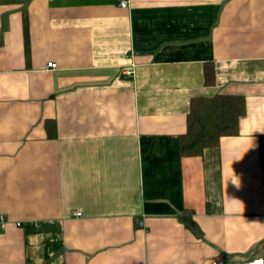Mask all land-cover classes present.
<instances>
[{
  "label": "crops",
  "instance_id": "obj_1",
  "mask_svg": "<svg viewBox=\"0 0 264 264\" xmlns=\"http://www.w3.org/2000/svg\"><path fill=\"white\" fill-rule=\"evenodd\" d=\"M126 1L0 0V264L264 258V0ZM215 94L238 133L182 157Z\"/></svg>",
  "mask_w": 264,
  "mask_h": 264
},
{
  "label": "trees",
  "instance_id": "obj_2",
  "mask_svg": "<svg viewBox=\"0 0 264 264\" xmlns=\"http://www.w3.org/2000/svg\"><path fill=\"white\" fill-rule=\"evenodd\" d=\"M213 66L206 68V81H213ZM187 115V130L179 136L181 156L203 154L207 147L219 144L221 137L236 135L239 119L246 112L245 97L234 94H215L209 97L192 99ZM261 156L264 161V135L261 137ZM193 210L186 209L178 215L179 220L198 236L203 232L193 219Z\"/></svg>",
  "mask_w": 264,
  "mask_h": 264
},
{
  "label": "built area",
  "instance_id": "obj_3",
  "mask_svg": "<svg viewBox=\"0 0 264 264\" xmlns=\"http://www.w3.org/2000/svg\"><path fill=\"white\" fill-rule=\"evenodd\" d=\"M128 4H127V1L126 0H122L121 2V6L122 7H126ZM57 66V63L56 62H53V61H50V63H48V67H56ZM126 70H124V73L126 75H131L132 73H134V70L132 69V67H128V68H125ZM76 215L78 216H81V212L80 211H76L75 212ZM5 221V217H3V215H0V222L4 223ZM212 264H217V261H215L214 263ZM243 264H264V258L263 257H258V258H254V259H251V260H247L245 261Z\"/></svg>",
  "mask_w": 264,
  "mask_h": 264
}]
</instances>
